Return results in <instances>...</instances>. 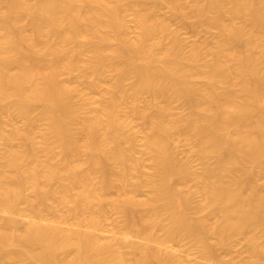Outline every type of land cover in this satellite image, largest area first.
Segmentation results:
<instances>
[{
    "label": "bare ground",
    "instance_id": "1",
    "mask_svg": "<svg viewBox=\"0 0 264 264\" xmlns=\"http://www.w3.org/2000/svg\"><path fill=\"white\" fill-rule=\"evenodd\" d=\"M0 264H264V0H0Z\"/></svg>",
    "mask_w": 264,
    "mask_h": 264
},
{
    "label": "rangeland",
    "instance_id": "2",
    "mask_svg": "<svg viewBox=\"0 0 264 264\" xmlns=\"http://www.w3.org/2000/svg\"><path fill=\"white\" fill-rule=\"evenodd\" d=\"M184 30H185L188 34H192V32H193V31L191 30V27L188 26V25L184 27ZM116 191H117L116 188H112V189H111V192H112V193H116Z\"/></svg>",
    "mask_w": 264,
    "mask_h": 264
}]
</instances>
